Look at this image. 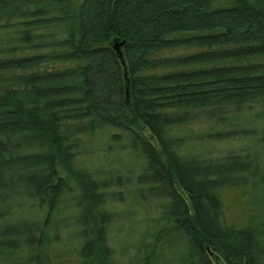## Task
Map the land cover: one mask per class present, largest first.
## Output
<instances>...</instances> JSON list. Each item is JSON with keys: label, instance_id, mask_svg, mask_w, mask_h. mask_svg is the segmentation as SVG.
Returning <instances> with one entry per match:
<instances>
[{"label": "trees", "instance_id": "trees-1", "mask_svg": "<svg viewBox=\"0 0 264 264\" xmlns=\"http://www.w3.org/2000/svg\"><path fill=\"white\" fill-rule=\"evenodd\" d=\"M195 121L206 148H264V0H0V221L35 209L16 250L39 259L70 204L80 264H115L121 192L77 164L83 139L108 137L139 162L127 264H264V215L228 221L223 201L264 187V160L200 155L177 130Z\"/></svg>", "mask_w": 264, "mask_h": 264}, {"label": "rangeland", "instance_id": "rangeland-1", "mask_svg": "<svg viewBox=\"0 0 264 264\" xmlns=\"http://www.w3.org/2000/svg\"><path fill=\"white\" fill-rule=\"evenodd\" d=\"M251 115L245 116L244 125L254 126L250 121ZM210 124L203 121H195L188 125H183L177 130L180 133H192L188 136V148H195V151L200 155L207 157H216L226 151L241 153L245 149L252 157L255 156L258 161L264 160V148L259 143L258 139L248 137L245 143L242 141L218 142L212 147L206 148L200 143V138L195 136V133L204 132ZM85 143L84 149L80 152L77 158V164L94 172L95 176L101 179H108L113 186L114 194L110 191L112 203L110 209L116 213L115 222L110 226L108 235L110 238L109 244L112 252L111 256L115 259V264H127L134 252L132 244L136 233L139 230L138 220L141 218V207L134 204L131 199L130 189H135V180L139 174V168L136 158L126 152L127 144L111 141L108 137L102 138L101 141L93 140L89 143L88 139H83ZM202 142V141H201ZM187 148V149H188ZM117 185V187H115ZM126 185L125 188H123ZM122 186V187H119ZM264 193V187L257 188H237L229 189L223 192V201L225 206L226 217L228 221L241 222L250 211L254 216L256 212L264 215V203L257 207L254 197ZM10 209L14 210V216L6 221H0V228H4L3 234L0 235V264H80L81 254L80 243L76 236V228L74 219L70 214L73 213L70 204L67 211L57 220L53 228L57 233L53 237L52 246L48 249H43L40 253L41 257L37 259L32 257L27 249L16 250L14 246L20 243H27L33 235L29 236L28 230L31 228L33 219V209L29 205L15 204ZM149 210V209H148ZM153 211L155 210L152 209ZM126 211V212H125ZM149 214L153 212L149 210ZM34 220V219H33ZM138 227V228H137ZM21 228L25 231V235L15 236L14 229ZM137 229V231H136ZM135 236V237H134ZM134 239L132 240V238ZM93 264H100L95 259Z\"/></svg>", "mask_w": 264, "mask_h": 264}]
</instances>
